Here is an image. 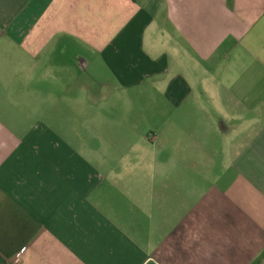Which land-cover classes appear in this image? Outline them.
I'll return each mask as SVG.
<instances>
[{
	"label": "crops",
	"instance_id": "1",
	"mask_svg": "<svg viewBox=\"0 0 264 264\" xmlns=\"http://www.w3.org/2000/svg\"><path fill=\"white\" fill-rule=\"evenodd\" d=\"M0 264H264V0H0Z\"/></svg>",
	"mask_w": 264,
	"mask_h": 264
},
{
	"label": "rangeland",
	"instance_id": "2",
	"mask_svg": "<svg viewBox=\"0 0 264 264\" xmlns=\"http://www.w3.org/2000/svg\"><path fill=\"white\" fill-rule=\"evenodd\" d=\"M125 97V96H124ZM129 97H127L126 99L124 98L121 99V97H116L115 95H109V99L106 100H94L92 99L90 101L89 106H86V108H88L89 110H91L90 113V119L92 121L95 122H100V123H106L107 125H113L114 123L118 122V121H122L123 125L126 126H134L135 132L136 131H140L146 128L147 126V122L148 119H146V117L144 116V118L142 119V122L140 123V121H138L136 119L137 114H130V115H125L126 114V107L125 106H129L127 104V100ZM141 99H136V98H132L135 100H143V99H150V97H146L145 95H142L140 97ZM156 98V102L153 104L150 102L149 103L146 101V103H138L136 102L134 106V111H141V109H145L148 110L150 113V119L152 121H156L159 122L160 120L163 119V107L162 103H159L160 97L155 96ZM39 103H42V107L41 110L43 113H45V105L44 103H48L50 104V97H48V100L44 101L40 100ZM79 104L82 105V103L80 102ZM116 106L120 107V108H116ZM123 106V107H122ZM130 107V106H129ZM139 114H141V112H139ZM146 115V114H145ZM166 119V118H164ZM111 127H109L108 129H110Z\"/></svg>",
	"mask_w": 264,
	"mask_h": 264
}]
</instances>
